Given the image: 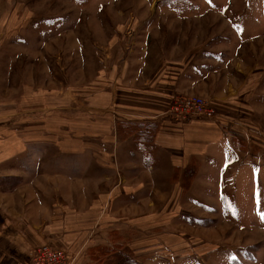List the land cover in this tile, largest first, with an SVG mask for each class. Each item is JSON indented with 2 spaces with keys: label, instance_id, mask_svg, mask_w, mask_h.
Masks as SVG:
<instances>
[{
  "label": "rangeland",
  "instance_id": "1",
  "mask_svg": "<svg viewBox=\"0 0 264 264\" xmlns=\"http://www.w3.org/2000/svg\"><path fill=\"white\" fill-rule=\"evenodd\" d=\"M171 74L178 88L158 115L174 127L211 122L253 166L218 173L219 181L205 168L200 188L197 167L148 168L136 193L95 206L88 230L98 236L105 226L110 245L89 240L84 254L73 251L78 264H264V0H0V153L14 152L8 165L20 173L9 185L53 182L57 173L64 202L71 182L82 204L98 198L118 173L86 152L113 150L139 132L119 120L125 92ZM193 97L209 118L193 114L201 107ZM151 137L137 148L149 152Z\"/></svg>",
  "mask_w": 264,
  "mask_h": 264
},
{
  "label": "crops",
  "instance_id": "2",
  "mask_svg": "<svg viewBox=\"0 0 264 264\" xmlns=\"http://www.w3.org/2000/svg\"><path fill=\"white\" fill-rule=\"evenodd\" d=\"M128 60L129 58L123 62ZM166 61L175 62L177 59L170 57ZM193 67L190 64L189 71ZM143 74L142 67L136 70L135 83H132L140 84L144 78ZM120 75L125 78L130 76L123 72V67ZM158 86L150 89L134 88V91L133 89L128 90L124 95L126 100L121 101L119 107L121 115L119 120L142 124L140 130L146 131L147 128L149 131L152 130L153 136L148 143L152 148L149 152L146 153L133 146V132L123 139L121 138L113 150L86 152V156L92 158L93 163L97 162L95 160L97 158L98 164L108 166L111 170H114L115 167L116 173H118L115 180L118 184L113 185L114 187H110L109 190L105 189L98 198L95 196L85 198L82 204L77 200V188L75 191L73 182H71L70 200L64 202L62 177L61 174L57 173L54 174L55 180L53 182L23 180L16 185H9L6 183L7 179L18 177L20 173L17 167L8 165V158L14 152L1 150L0 264H29L28 256L31 250L38 245L46 244L45 242L48 241L51 242L48 245L53 247H59L60 244L67 245L79 256L84 254V248L89 240L92 242L91 245L107 244L109 246V234L107 237L103 234L105 233V226L103 231L99 230L98 236H96L95 230H88V226L91 225L90 227H92L97 218H94L93 215L96 212L95 206L108 205L115 193H136L142 188V173L146 172L148 168L156 173L159 172L160 168H162L163 173H166L165 169L169 170V167L179 168L180 173H189L187 168L197 167L192 183L199 184L200 188L201 184L206 183L199 177H202L201 172L205 168L207 171L215 172V179L219 181L221 177L218 178V173L222 175L226 170L231 172L240 165L253 166L251 162L244 163L239 160V151L232 147L229 136L222 137V135H218L219 132L215 134L211 122L195 119L185 124H176L177 127L169 126L168 120H164L163 116L158 115V113L162 109L161 100L170 97L171 92L178 88V84L171 74L170 80H165L161 86ZM148 139L146 138L144 141L147 142ZM107 140L111 141V138L109 137ZM124 145L126 148H120ZM145 157H150V164L143 161ZM209 158L212 159L211 162H208L207 159ZM215 161L218 167L215 166ZM103 177L104 180L106 178L113 179L110 175L104 174ZM5 185L9 186L5 187ZM139 199L142 200L143 198ZM132 204L137 206V200L135 199ZM79 205L84 207L82 211L79 210ZM113 215L110 210L108 214L104 213L103 219ZM138 215L135 214L131 218L137 221ZM88 233H92L90 237Z\"/></svg>",
  "mask_w": 264,
  "mask_h": 264
},
{
  "label": "built area",
  "instance_id": "3",
  "mask_svg": "<svg viewBox=\"0 0 264 264\" xmlns=\"http://www.w3.org/2000/svg\"><path fill=\"white\" fill-rule=\"evenodd\" d=\"M192 104L194 106H201L203 100L200 97H193ZM204 109V110H203ZM204 113H203V111ZM202 113V114H201ZM204 118H209V110H206L205 104L198 109L197 112H193ZM178 115V114H177ZM181 118H175L178 121L187 120V115H180ZM77 257L72 250L64 247H52L47 244H42L31 250L28 256L29 264H76Z\"/></svg>",
  "mask_w": 264,
  "mask_h": 264
},
{
  "label": "trees",
  "instance_id": "4",
  "mask_svg": "<svg viewBox=\"0 0 264 264\" xmlns=\"http://www.w3.org/2000/svg\"><path fill=\"white\" fill-rule=\"evenodd\" d=\"M124 125H134V126H136V128H138V131L139 132H136V134L134 133V139H137L138 137H142V139L140 138V139H138L137 140V142L138 143H135V147L137 148V147H140L139 146V144L143 141V138H145V137H151L152 136V130L150 131V133H147L144 129L143 130H140L141 128H142V124H138V123H132V122H124L123 123ZM130 132V131H129ZM130 133H132V132H130ZM130 133H128V134H130ZM127 134V135H128ZM138 149V148H137ZM139 150H141V149H139ZM141 151H143V150H141ZM145 152V151H144ZM93 249V248H92ZM91 249V250H92ZM98 249H102V252H110V249H109V247H106V246H101V247H98ZM97 249V250H98Z\"/></svg>",
  "mask_w": 264,
  "mask_h": 264
},
{
  "label": "snow or ice",
  "instance_id": "5",
  "mask_svg": "<svg viewBox=\"0 0 264 264\" xmlns=\"http://www.w3.org/2000/svg\"><path fill=\"white\" fill-rule=\"evenodd\" d=\"M226 167H227V165H226Z\"/></svg>",
  "mask_w": 264,
  "mask_h": 264
}]
</instances>
